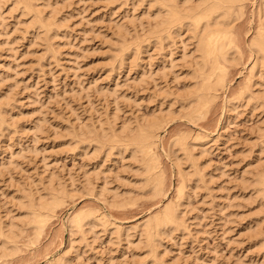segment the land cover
Instances as JSON below:
<instances>
[{"label": "rangeland", "instance_id": "374dc122", "mask_svg": "<svg viewBox=\"0 0 264 264\" xmlns=\"http://www.w3.org/2000/svg\"><path fill=\"white\" fill-rule=\"evenodd\" d=\"M36 3L50 32L13 0L0 1V219L16 221L24 212L18 199L45 195L49 186L72 195L38 236L24 223L16 250L0 255V264L62 257L65 264H264V190L254 183L264 171V60L251 97L227 102L254 60L248 42L264 24V2L246 0L233 22L239 62L228 65L217 98L196 122L185 111L187 90L200 81L193 30L148 38L158 8L143 0ZM162 115L154 152L165 194L155 196L129 150L101 148L95 137L101 126L118 132ZM183 133L202 138L196 163L174 151ZM181 185L180 226L150 250L139 242L141 226L176 200ZM86 208L101 221L94 232L71 236L69 247L68 218Z\"/></svg>", "mask_w": 264, "mask_h": 264}, {"label": "bare ground", "instance_id": "6f19581e", "mask_svg": "<svg viewBox=\"0 0 264 264\" xmlns=\"http://www.w3.org/2000/svg\"><path fill=\"white\" fill-rule=\"evenodd\" d=\"M37 1L38 0H13V5L16 4L17 8L20 6L22 8V13L24 11L26 14H32L36 20L35 23L41 24L40 27L49 31L51 24L49 26V24L41 20L40 9L37 8ZM143 1H148L149 5L152 4L153 6L154 4V6L156 5L158 8V12L155 14V19L157 18L158 20L155 22L156 25L154 24L155 26H152V29L149 30L148 38H154V40L161 42L173 32L179 31L182 27L193 30L192 34L195 38V51L198 53L193 73L195 76L198 75L197 77L200 81H198V83L196 81L197 84L193 83L194 86L192 88L190 87V91L187 90L190 101L187 100V95V98H185L188 104L185 106V109H187L185 111L188 119L193 122L201 118L203 119V117H205V112H207L206 110L211 107V103L217 98L216 87H218V85L223 86V79L228 71L227 68L232 64L236 66L239 62H237L239 59V57H237L239 50L237 49L239 48L235 45L237 52L233 49L235 47L233 45L234 43H232L234 39L231 40L233 37L231 32L233 22L241 18L240 15L243 14L242 9L246 0H198L193 5L188 2L189 0L183 2L180 0ZM262 1L264 2V0ZM127 43L128 42H126V45ZM126 45L125 47L123 45L120 46L122 47L121 52H123L120 58L125 56V51L129 50L130 46L128 45L131 44ZM248 47L254 54V60L248 70V74H246L244 78V83L242 82L243 85L241 84L239 91L236 92L232 99L227 101L228 105L231 107L234 106V101L236 99L242 100L252 95V78L254 77L255 69L257 65L264 60L263 23L257 26L256 32L248 42ZM1 112L2 106L0 107V116L2 118ZM162 117H154V119L139 121L136 123V126L130 125L122 127L118 132L114 130L108 132L101 126L95 137V142L100 145L101 148L107 145L110 149L117 148L120 151L129 150L130 156L141 165V170L143 169V180L146 185L144 187H147L148 190L150 189L155 196H162L165 194L163 189V174L158 158L154 152L158 131L163 127L166 120V118L164 120V115H162ZM85 131H88V133L91 132L90 129ZM85 131L82 132V134H84ZM201 139V137H192L186 133L178 134L173 140L174 151H181L186 157L185 160H189V163H196L193 151H197L198 148H200L199 150L204 148ZM255 177L254 180H256V182L254 183H259L255 185L261 187L259 190H264V171L260 172V174H256ZM49 185L53 186L52 180H49ZM184 187V185L179 187L175 201L166 204L141 226L139 242H143L144 240L146 243L144 244L147 245V247L149 245V249L150 246H152V249L154 248L155 250L156 239H160L163 234L172 232V230L178 229L180 226L178 213L179 206L181 205L180 200L184 197ZM64 188L55 189L49 186L48 192H45V195L35 194V199L31 197L33 195L22 196L18 199L16 205H18L19 209L21 208L24 210L23 215L20 214V217H17L16 221L12 219L13 221L9 220L10 222H5L0 219V255L7 256L16 250L15 239L20 236L19 234L24 232H22V229L25 228L23 226L24 223H28L29 226L31 225L35 233H37V236L40 234V231L56 212L55 210L65 204L66 199L72 195V193H68L70 191H66L68 189L65 190ZM36 195H39L37 199ZM126 202H128V200H126ZM99 221L101 220L93 209H79V211L69 216L67 221L70 235L68 246L73 247L74 240L71 239V236L74 237L76 233L84 234L86 227H88V229L86 228L87 230L94 232V227H97ZM104 224L105 223H103V226ZM65 260H63V257L62 259L57 258V260L51 263L49 262L48 264H65Z\"/></svg>", "mask_w": 264, "mask_h": 264}]
</instances>
